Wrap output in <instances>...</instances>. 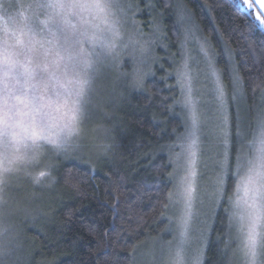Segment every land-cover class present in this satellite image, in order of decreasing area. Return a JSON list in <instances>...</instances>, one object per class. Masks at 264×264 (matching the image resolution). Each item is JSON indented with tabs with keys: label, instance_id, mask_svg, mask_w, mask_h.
Here are the masks:
<instances>
[{
	"label": "snow or ice",
	"instance_id": "6c2138e0",
	"mask_svg": "<svg viewBox=\"0 0 264 264\" xmlns=\"http://www.w3.org/2000/svg\"><path fill=\"white\" fill-rule=\"evenodd\" d=\"M141 2L155 8L159 0ZM134 4L138 9L139 3L135 0H0V21L8 26L3 29L6 39L0 38V137H10L0 143V264H31V253L23 248L9 223L14 214L9 205V200L14 199L12 176L20 171L30 175L28 167L38 164L44 151L38 143L40 140L52 145L49 151L57 156L83 159L86 145L79 135V116L87 117L105 97L111 104L117 100L115 89L110 90L105 83L108 70L122 55L116 51L117 38L122 49L141 47L143 50L141 33L126 31L127 13ZM239 6L250 18V24L257 21L264 26V0H239ZM174 7L186 25L185 32H193L198 26L186 6ZM25 9L33 12L35 26L26 22ZM85 12L89 19H85ZM41 15L46 17L44 21L39 20ZM49 22L55 24L59 35L48 28L51 39L46 36L37 39ZM24 36L26 40L21 38ZM124 37L130 43H125ZM225 50L228 51L226 41ZM202 51L205 50L202 48ZM260 55L264 66V51ZM225 67L230 71L227 83L211 58L207 60L206 70L199 67L193 70L185 61L183 71H177V83L188 108L184 133L178 137L186 142L181 145L186 154V175L181 194L182 211L170 219V224L176 227L165 231H179L181 242L175 249L171 241L168 247L161 244L159 252L153 248L140 252L138 246H133L124 264H202L208 222L213 214L220 219V211L227 217L230 236L225 249L231 250V231L238 226L241 241L238 251L243 256V264H264V78L249 90L235 61ZM194 82L201 84L195 92ZM68 84L72 85L75 97L72 115L62 124L53 123L49 108L54 101L67 102L64 98L68 95ZM249 91L251 105L247 103ZM18 128L23 129V135L17 133ZM52 128L58 131L51 132ZM172 131L173 135L177 132ZM101 154L110 162L117 155L108 144L103 145ZM209 173L211 178L201 185L200 181ZM49 176L50 173L40 171L34 183L41 185L40 178ZM233 177L237 178L235 198L229 195L228 181ZM54 182L55 178L50 177V183ZM120 183L116 181L117 186ZM34 198L40 197L37 194ZM167 201L162 204L164 208L173 205L171 193ZM118 205L117 199L112 205L113 215L118 212ZM73 215L70 211L69 216ZM82 227L89 237L97 240V261L99 252L111 247L112 258L104 259L102 264H121L116 250L120 233L113 238L111 232H101L95 224ZM81 238L77 236V240ZM226 264H231L230 258H226Z\"/></svg>",
	"mask_w": 264,
	"mask_h": 264
},
{
	"label": "trees",
	"instance_id": "16d2710c",
	"mask_svg": "<svg viewBox=\"0 0 264 264\" xmlns=\"http://www.w3.org/2000/svg\"><path fill=\"white\" fill-rule=\"evenodd\" d=\"M135 3H139L137 18L144 30L150 22L161 25L170 59L175 61L178 57L181 41L174 6L182 4L208 41L225 83L230 76L229 68L225 67L229 65L228 57L235 61L249 90L264 78L260 55L264 51V26L257 21L249 23L250 18L239 6V0H159L155 8L146 7L141 0ZM225 41L229 54L224 49ZM165 56H160L162 68H154V75L144 81L143 90L128 93L118 109L117 124L109 142L117 154L114 161L104 157L100 163L89 165L74 161L56 164L55 182L50 189L51 200L56 202L50 206L47 224L43 230L37 226L18 227L20 236L28 242L31 264H79L80 261L102 264L104 259H111L110 247L99 252L100 260H96L97 240L89 237L82 225L95 224L101 232H111L113 238L120 233L116 250L121 264L133 246L165 229L167 208L162 204L168 202L172 190L169 179L172 167L165 148L183 131L181 119L172 109L178 97L174 79H162L167 76L165 69L172 71ZM247 103H253L251 91ZM173 129L177 130L175 135ZM118 180L122 183L117 186ZM228 183L231 195L234 179ZM117 199L119 210L113 215L112 205ZM70 211L74 212L71 217ZM220 217H214L202 264H226V258L235 264L234 244L230 245V251L225 249L230 236L223 211ZM77 236L82 238L77 240ZM73 240L77 242L73 244Z\"/></svg>",
	"mask_w": 264,
	"mask_h": 264
},
{
	"label": "rangeland",
	"instance_id": "374dc122",
	"mask_svg": "<svg viewBox=\"0 0 264 264\" xmlns=\"http://www.w3.org/2000/svg\"><path fill=\"white\" fill-rule=\"evenodd\" d=\"M137 10L138 9L133 5V7L128 11V27L126 31L134 33L135 30H138L141 33L139 39L142 41L143 50L141 47H136L135 49L130 47L126 50L122 49L119 47V38H117L116 43L118 47L116 51L121 52L122 55L119 57L118 61L108 70V74L105 79V83L109 89H115L117 93V100L115 104H111L108 102L107 97H105L104 101L100 103L98 107L93 108L87 117L79 116V135L86 145L83 150V159H65L62 154L57 156L53 151H49L52 149V145L48 144L46 140H40L38 143L43 146L44 151L39 159L38 164H33L28 167L27 171L30 172V175H26L24 171H20L12 176L11 182L13 187L11 195L14 197V199L9 200V205L14 210V214L10 217L9 223L13 226V230L17 235L18 241L23 245V248L26 251H29L28 242L27 240L23 239L22 236H20V229H18V227L20 225L27 228L37 226V228L43 230V227L47 224L49 209H51L52 205H54L56 202L55 201L53 203L51 200L50 189L52 188V183H50V177L54 176L55 166L58 161H74L79 164L89 165L96 162L100 163V161L104 159L101 154V148L105 144L109 145L113 130L117 124V112L121 103L128 93L132 91L143 90L144 81L148 77L154 75V68L156 66L162 68L160 62V59L162 58L160 57L161 55H167V58L169 59L168 61L170 63V70H172L168 71L165 69L167 74L166 78L172 77L174 79L176 89L178 90V97L176 100H174L172 105L173 111L178 114L182 122L183 131L178 137L184 133L183 123L188 116V108L184 104V94L181 92L180 85L177 83V71H183V65L185 61L188 62L189 67L193 70L196 67L206 70L208 58L214 59L215 61L213 52L208 41L201 35L198 28H195L193 32H185L186 25L184 21L180 19L179 12L177 11V22L181 33V41L179 44L178 57L175 61L173 58L170 59L171 54H169L167 46L164 43V34L161 25L150 22L146 30H144L142 21L138 20L137 18L139 15ZM12 14L16 15V11L12 10ZM24 16L27 17V23L35 26L36 21L32 11L25 9ZM84 17L85 19H89V16L86 12L84 13ZM45 19L46 17L44 15L39 17L40 21H44ZM5 27L8 26L0 21V38L2 39H6L3 31ZM103 27L104 25L102 24L101 28ZM48 28H50L52 32H56L57 35H59L55 24L49 22L45 28V32L40 36H37V39H41L45 36L48 39H51V36L47 33ZM123 31L124 30H122V35ZM17 35L19 36V33H17ZM21 38L26 40L27 36ZM124 41L125 43H130L126 37H124ZM96 48L99 49L100 44H97ZM202 48L207 51V57L205 56V51H202ZM227 54H229V51H227ZM228 60L229 65L231 66L233 63L231 57H228ZM191 75L192 73L190 72L189 76ZM200 79L202 80V77ZM200 87V83H193L194 92L199 90ZM66 91L68 95L64 99H66L67 102L57 104L54 101L52 106L49 108L53 123L59 122L62 124L72 115L71 106L72 100H74L75 97L72 95L73 89L71 84L67 85ZM24 120L26 122L27 117H25ZM105 129H108L109 131L106 133ZM16 131L20 135L24 134L22 128H18ZM50 131L56 132L58 129L52 128ZM178 137L173 144H170L165 148L166 155L172 167V190L170 193L171 199L173 201V205L169 206L166 211L167 213L165 218L167 224L165 229L176 227L175 224H170V219L174 216H178L182 211L181 194L184 187L183 177L186 175V154L181 145L185 144L186 142ZM7 139H10V137H0V143ZM49 165H51V167ZM40 171H46L50 173L49 177L40 178L41 185H43L42 192L40 191L41 185L34 183V178ZM210 178L211 174L209 173V175L206 176L204 180L200 181L201 185L206 184ZM233 179L234 184L231 196L235 198V183L237 182V178L233 177ZM37 194L40 197L39 199L34 198V196ZM240 195L243 196V191H241ZM214 217L215 214H213V219L209 220L208 222L209 232L204 242V253L209 241ZM165 229L158 236L148 239L141 245H138L139 251L144 252L147 248H153L159 252L160 245L163 244L165 247H168L169 241L172 242L171 247L175 249V247L181 242L179 231H165ZM231 234L230 245L232 246L234 244L232 252H235V264H243V256L238 251L241 243L240 239L238 238V226L233 227ZM203 259L204 255L202 256V263Z\"/></svg>",
	"mask_w": 264,
	"mask_h": 264
}]
</instances>
